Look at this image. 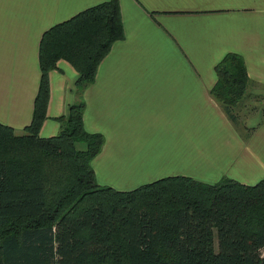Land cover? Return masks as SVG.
<instances>
[{"label": "crops", "instance_id": "crops-1", "mask_svg": "<svg viewBox=\"0 0 264 264\" xmlns=\"http://www.w3.org/2000/svg\"><path fill=\"white\" fill-rule=\"evenodd\" d=\"M108 0H0V123L24 134L39 85L42 33ZM123 37L112 43L83 92V125L103 145L96 182L131 190L167 176L253 185L264 177V119L243 138L211 96L215 66L240 55L264 85V0H118ZM78 73L49 70L40 137L58 133ZM256 91V90H255ZM245 122V120H244ZM257 152V153H256ZM256 153V155H255Z\"/></svg>", "mask_w": 264, "mask_h": 264}, {"label": "trees", "instance_id": "trees-1", "mask_svg": "<svg viewBox=\"0 0 264 264\" xmlns=\"http://www.w3.org/2000/svg\"><path fill=\"white\" fill-rule=\"evenodd\" d=\"M119 17L108 0L42 33L30 124L17 135L0 123V264H264V177L247 186L167 176L123 192L96 182L103 136L84 128L83 92L123 37ZM59 59L78 73L74 100L58 133L40 137ZM243 62L227 53L210 94L246 138L252 128L233 105L257 83Z\"/></svg>", "mask_w": 264, "mask_h": 264}, {"label": "rangeland", "instance_id": "rangeland-1", "mask_svg": "<svg viewBox=\"0 0 264 264\" xmlns=\"http://www.w3.org/2000/svg\"><path fill=\"white\" fill-rule=\"evenodd\" d=\"M255 90L253 91L254 93L249 92V95H247L244 92L243 95L241 96L240 100H238L233 105V107L237 111V113L242 115L243 119L245 118L246 124H255V123L259 122V120L264 119L263 113L261 112L262 110H264V85L257 86V89H255ZM247 127L252 128L251 126H247ZM253 129L254 128H252V131H253ZM242 134H244V132H242ZM243 138L246 139L245 136ZM78 145H79V147H83V144H78ZM256 153H255V155H256ZM134 186H135V188L137 187V185H134Z\"/></svg>", "mask_w": 264, "mask_h": 264}]
</instances>
